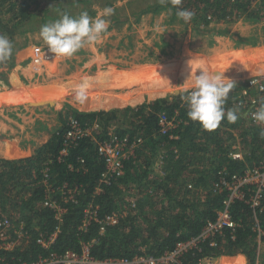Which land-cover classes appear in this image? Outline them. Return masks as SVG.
<instances>
[{"label":"trees","instance_id":"1","mask_svg":"<svg viewBox=\"0 0 264 264\" xmlns=\"http://www.w3.org/2000/svg\"><path fill=\"white\" fill-rule=\"evenodd\" d=\"M82 1L52 0L49 3L43 0H0V35L7 37L14 48L19 34L25 32V25L31 22L35 12L44 11L46 16L56 6L53 5L56 2ZM241 1L181 0L179 8L194 12L190 25L178 18L177 6L171 0L169 4H148L139 14L159 13L164 6H171L172 17L184 23L187 43L192 32L209 34L212 31L210 26L216 22L236 20L242 16L257 20L260 14L256 4L262 2V7L264 0H258L255 5H251L249 0L244 3ZM159 21L158 18L155 19V22ZM160 22L164 28L165 21ZM164 43L172 49L170 39L166 38ZM154 53L155 51L152 52ZM203 60L206 62L199 63L198 69L217 71L211 67L207 58ZM15 65L13 51L6 61L0 62V77H5ZM200 71L194 72L189 78H185L178 70L173 77L167 78L145 74L144 86L135 80L136 75H139V71L135 70L129 82L116 88L126 96L133 90L131 104H134L142 99L143 94L152 97L164 93L179 77L185 86H189L190 81L195 79L194 74H199ZM241 84L242 82L235 83L229 93L224 106L226 111L233 110L231 102ZM71 91L72 89H68L53 96L64 98ZM83 91L84 99L82 106L77 105L79 108L95 109L107 105L96 99L89 89ZM20 95L10 98L20 101ZM185 95L184 91L174 93L134 107L126 106L124 109L78 111L65 105L60 112L61 127L31 156L21 159L0 158V212L10 218L13 228L22 226L28 232L25 243L11 252L0 251V254L3 253L10 260L13 257L14 260L31 261L50 252L59 254L66 250L81 251L87 246L90 254L98 259L131 257L143 253L156 255L170 251L178 243L187 242L202 233L208 222L216 220L219 211L225 208L224 201L229 197L230 191L220 180L224 178L232 181V174L243 173V162L235 161L227 155L230 148L227 141L231 136L229 131L236 128L237 134L242 137L241 143L259 150L261 142H264V125L248 122L237 111L239 118L236 122L230 123L225 117L220 123L222 130H229L228 138L213 139L199 122L188 117ZM163 115L178 124L164 129L161 123ZM71 117L78 120L82 129L95 123L102 130L96 138L84 133L72 139L66 154H62L64 142L67 141L68 120ZM125 118L126 120H122ZM112 124H117L118 137L125 138L128 142L141 137L145 142L150 141L153 148H160V142L167 143L166 150L162 153L165 175L160 180L159 187L161 205L156 206L155 201L146 195L139 196L134 208H131L134 210L126 212L123 218L120 216L115 224L103 221L105 216L118 208L124 192L121 185L115 183V176H109L107 181L102 179L107 166L98 151L99 143L108 139L107 128ZM163 129L164 132L161 133ZM174 134H177V138L172 137ZM6 154L14 155L9 147L6 148ZM258 155L260 158L264 157V150H260ZM197 157L202 169L191 185L186 181L181 183V177L189 173V164H194ZM147 161L149 164V160ZM211 161L214 163L210 164ZM127 174L128 172L125 176ZM143 174L148 175L145 168ZM119 179L118 181L123 180L121 177ZM215 182H219L217 187H214ZM142 184H138V187ZM199 187L206 190L201 192ZM241 191L242 196L233 197L227 207L232 226L223 225L209 238L188 249L181 255L182 264H195L199 258L220 255L228 256H221L218 264H225L227 260L238 261L241 257L244 261L246 258L247 264H264V190L256 205L250 200L254 195L250 186H244ZM46 198L54 202V206L45 204ZM90 210L91 214L86 212ZM101 227H104V231ZM39 237L53 239L44 248L37 242Z\"/></svg>","mask_w":264,"mask_h":264},{"label":"rangeland","instance_id":"2","mask_svg":"<svg viewBox=\"0 0 264 264\" xmlns=\"http://www.w3.org/2000/svg\"><path fill=\"white\" fill-rule=\"evenodd\" d=\"M45 1L52 3V0H43V2ZM249 1H251V5H255L254 3L258 0ZM156 2L161 3L160 0H83L80 3L56 2L55 4H53L56 6H53L51 11L48 12L46 16L44 15V11H37L35 12L36 15H34L31 22L25 25V28L23 27L25 32L23 34H19V38H17L16 42L17 45H15L13 48L14 57L16 58V61L21 62V65H25L26 62L27 65L28 62H32V60L36 61L46 54L51 53L48 50L43 39L40 37V29L42 25L50 24L60 19L61 16L65 13H68L74 17H78L81 12L86 11L89 17L95 19L106 7H112L115 11L112 16L106 18L110 21L109 28L106 33L102 34L101 39L95 45L89 46L85 44L84 47H82L71 57L57 55V63L53 64V67H55L56 69L54 68V70L51 71L55 72L61 80L65 79V81H75L81 76L92 77L96 74L97 71L106 70L109 65H112L119 70H129L128 73L131 76L134 75L135 69L140 70L139 67L135 68L136 66L145 65V69L146 67H148L147 71L143 72L140 70V73L142 74H148L155 69H159L157 68V66L161 63L162 65H164V63L166 65L167 62L170 64H177L176 67H178L181 64L182 60L188 57L194 58L196 60H200L202 58L205 59L204 51L208 48V44H210L208 41L210 39H212V44L213 40L216 43H230L237 41V39H240L239 36L235 35L233 32L237 30H239L242 34H244L242 31L246 32V28L243 27L242 22H239V20L241 18L247 17L242 16L236 20L216 22L212 24L210 26V29L212 31L209 34L200 35L194 31L192 32L188 42L186 43L184 23L179 19L172 17L171 6H164V9H162L159 13L139 14L140 11L148 4ZM241 2L244 3L245 0H242ZM164 4H169V0H166ZM261 4L262 2L260 4H256L258 5V13L260 14L257 20L264 21V15H262L264 13V3L262 7ZM235 13L236 10L234 9L233 14ZM157 18L160 21H165L164 28L160 21L155 22V19ZM226 27H229L228 31L226 30ZM256 31H260V29L255 28L250 32ZM166 38L170 39L171 43H173L171 50H169V48L165 49V47L162 46L161 41L162 39ZM198 39H200L199 42L197 41ZM201 47V50H197ZM163 48L165 49V52H160L161 50H164ZM158 50H160V55L165 54V57L161 58L162 60H156V58H154V54H156V52L152 54L153 51ZM245 50L243 49V58L242 56H240V59L243 62L244 70H253L259 63L258 66L261 67V71H264V50L255 51V54L250 53L251 58L248 57V54L245 53ZM223 57H228L229 59H231L232 56H227V54L222 56H220V54L218 55V58ZM214 69L218 71L217 68ZM220 71L223 70L221 69ZM225 72L226 71H224L223 73ZM187 87L189 86H185V84L181 82L179 77L175 80V83L170 86L164 93L152 97L147 96L146 102L153 101L159 97H167L174 93H181ZM24 90L29 91L30 88L26 87ZM72 91L73 92L64 97L65 105L75 108L78 111H96L91 109L85 110L79 108L78 106H82L84 91L80 90L77 87H73ZM114 93L121 94L122 91L115 90ZM65 105L62 110H64ZM130 107H134V105H130ZM122 113L120 114L122 115ZM122 120H126V118ZM172 120L173 119L168 120L167 116L165 115L161 116V122L164 125V129L173 128L178 124V122L173 123ZM116 126L117 124H112L107 128V136L108 139L114 140L112 144V154L114 161L121 160V174L115 176L114 180L117 181L115 182L116 184L121 185L122 191L124 192V197L123 200L119 203L118 208L114 212V222L111 221V223L109 224H115L119 220L120 216H122L123 218L126 212L134 210H131V208H134L139 196L146 195L147 197L152 198L155 201L156 206L161 205V189L159 187L161 186L160 180L165 175V171L163 170L162 153H164V151L166 150L167 143L160 142V148H153L151 147L150 141L145 142L141 137H137L135 141L133 140L132 142L126 143L124 140L118 137V134L116 133ZM164 129L160 132L163 133ZM85 130L87 134H90L91 136L96 138V136L101 132L102 129L94 123L91 126H87ZM227 131L222 130L220 125L215 130H206L207 135L212 137L213 139H227L229 132L231 133V136L227 139V141L230 143V148L227 152V155L231 159H233L232 153H236L237 155H239V157H237L235 161L237 160L243 162V168L241 167L243 173H241L240 175L243 176L245 175V170L247 171L252 169L254 166H257L260 161L263 160V157L260 158L258 153H260V150H264V142H261L259 150L250 148L248 145L245 146L243 143H241L242 137L240 134H237L236 128H233L229 132ZM172 137L177 138V134L172 135ZM249 139L250 137L248 136L247 140ZM213 147L214 146H211V148ZM6 156H8V158H12V155ZM198 159L199 157L195 159L194 164H189V173L181 177V183H185V181L190 185L193 183L195 176H197L198 174V171H200L203 167L202 164L198 162ZM147 160H149V164L146 163L148 162ZM212 163L214 162L211 161L210 164ZM147 165L149 166L147 167ZM207 165H209V163ZM144 168L145 172L148 173L147 176L144 174L142 175V171L144 170ZM127 172L128 174L125 176ZM119 177H121V179H123L122 181L125 182L118 181ZM140 183L143 184L141 187H138V184ZM218 183L219 182H215L214 187H217ZM138 188L140 189L139 192ZM254 188H256V186ZM199 189L200 191L202 190L201 192L206 190H203L204 187H199ZM21 191L23 192L24 190ZM232 195H235L234 191L232 192ZM165 205L166 203H164L163 206ZM101 230L104 231V227H102ZM221 256L228 255H220L218 259H214L217 264ZM225 264H247V261L246 258L244 261V259L241 257L238 259V261L227 260Z\"/></svg>","mask_w":264,"mask_h":264},{"label":"crops","instance_id":"3","mask_svg":"<svg viewBox=\"0 0 264 264\" xmlns=\"http://www.w3.org/2000/svg\"><path fill=\"white\" fill-rule=\"evenodd\" d=\"M240 20L239 22H242L246 32L242 31L244 33L242 34L237 30L233 33L238 35L242 41L216 43L213 40L212 44V39H210L208 42L211 45L208 44V48L204 51V57L209 60L211 66L217 68L218 71L226 69L223 76L235 83L244 82L248 78L264 72L258 66L259 63L253 70H244L243 62L240 59L244 52L243 49H246L245 53L250 58V53L264 50V21L252 18H241ZM255 28H259L260 31L250 32ZM226 30L228 31L229 27H226ZM165 40L162 39V46L168 49V46L164 43ZM197 41L199 42L200 39ZM165 49L155 51L154 58L162 60L161 58L165 57V54L160 55L159 51L165 52ZM201 49L202 47L197 50ZM169 50L171 49L169 48ZM219 54L220 56L227 54V56L232 57L231 59L228 57L218 58ZM57 57L54 53H48L36 61L28 62L27 65V62L25 65H21L20 61H16V65L10 70V73L5 77H0V158L21 159L29 157L37 148L44 144L62 124L60 112L65 105V99L54 98L55 96L53 95L62 94L73 87H77L80 90L89 89L96 99L107 104L91 110L120 109L124 106H135L147 101L148 95L143 94L141 100L131 104L133 103V90H130L127 96L122 93H114L117 90V86H124L130 81L131 75L128 71L116 69L112 65L107 67L106 70L97 71L92 77L81 76L75 81L61 80L55 72L51 71L55 68L53 64L57 63ZM204 62L206 61L203 58L196 60L188 57L183 59L178 67H176L177 64L171 63V65L167 62L166 65L165 63L162 65L161 63L157 66L159 69H155L148 74L167 78L173 77L178 70L185 78H189L194 72L200 70L197 68L199 63ZM138 67L143 72L147 71L148 68L146 67L145 69V65L136 66L135 68ZM140 70H138L139 75H136L137 78L135 80L145 86V74L140 73ZM193 81H190L189 86ZM26 87H29L30 90L25 91ZM19 94H21L20 101L11 100L10 97H17ZM7 147L14 153L12 158L6 156ZM218 258L216 257L215 259Z\"/></svg>","mask_w":264,"mask_h":264},{"label":"built area","instance_id":"4","mask_svg":"<svg viewBox=\"0 0 264 264\" xmlns=\"http://www.w3.org/2000/svg\"><path fill=\"white\" fill-rule=\"evenodd\" d=\"M235 94L236 95L231 102L232 108L237 110L238 113L248 122L255 125H264V123L254 121L253 119V113L257 112L261 106L264 105V72L252 76L242 82L239 90H237ZM68 125L66 131L67 141L64 142L63 149L61 150L62 154H66L69 143L72 139L78 138L79 135L87 133L85 129L81 128L78 120L73 117L69 118ZM120 139L124 140L126 143L128 142L125 138ZM113 142L114 140L112 139H104L98 146L99 154L104 157L107 166V170L102 174V179L104 181H107L109 176H118L121 174V160L114 161L113 159ZM237 157H239V155L232 153L233 159H236ZM244 172L245 175L243 176L232 174V181L224 180V178L220 180V183L230 191V194L224 201L225 208L219 211L216 220L208 222L202 233L198 236L187 242L178 243L176 247L170 251H164L163 253L156 255L143 253L131 257H109L98 259L90 254L87 246H84L81 251L66 250L59 254L50 252L46 256H39L31 261L14 260L13 257H11L10 260L2 253L0 254V264H182L181 255L188 249L196 246L201 240L209 238L216 231H219L223 225L232 226L233 222L230 219L227 207L233 197L242 196L241 190L244 189V186H250L254 193L250 199L252 200V204L256 205L258 203L257 199L264 190V157L257 166H254L250 170H245ZM255 186L256 188H254ZM233 191L235 192L234 196L232 195ZM45 204L54 206V202H51L48 198H46ZM86 212L89 214L92 213L91 210ZM114 217L115 213L113 212L112 214L105 216L103 222L111 223V221L114 220ZM85 223L86 222H84V224ZM27 238L28 232L23 230L22 226L19 228H13L10 218L6 214L0 212V251L11 252L25 243ZM52 239L53 237H50L48 240L39 237L37 242L44 248H47ZM215 258L216 257L205 256L199 258L195 264H217L214 260Z\"/></svg>","mask_w":264,"mask_h":264},{"label":"clouds","instance_id":"5","mask_svg":"<svg viewBox=\"0 0 264 264\" xmlns=\"http://www.w3.org/2000/svg\"><path fill=\"white\" fill-rule=\"evenodd\" d=\"M160 2L163 4L166 0ZM171 3L177 6L178 18L190 25L194 12L179 8L181 0H171ZM114 11V8L106 7L95 19L89 17L86 11L81 12L78 17L65 13L60 19L42 25L40 37L55 56L71 57L85 44L93 46L101 39L110 24L106 18L112 16ZM12 51V42L0 35V62L6 61L12 55ZM200 70L199 74H194L193 83L184 89L188 117L199 122L201 127L208 131L215 130L225 117L230 123L236 122L239 118L237 110L226 111L224 107L235 82L223 76L226 69L212 72ZM253 119L264 123V105L253 113Z\"/></svg>","mask_w":264,"mask_h":264}]
</instances>
